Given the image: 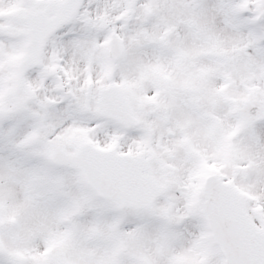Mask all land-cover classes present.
<instances>
[{"label":"snow or ice","instance_id":"1","mask_svg":"<svg viewBox=\"0 0 264 264\" xmlns=\"http://www.w3.org/2000/svg\"><path fill=\"white\" fill-rule=\"evenodd\" d=\"M0 264H264V0H0Z\"/></svg>","mask_w":264,"mask_h":264}]
</instances>
